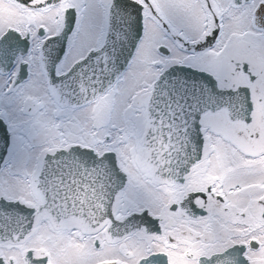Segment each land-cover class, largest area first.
Segmentation results:
<instances>
[{
  "label": "snow or ice",
  "instance_id": "1",
  "mask_svg": "<svg viewBox=\"0 0 264 264\" xmlns=\"http://www.w3.org/2000/svg\"><path fill=\"white\" fill-rule=\"evenodd\" d=\"M0 264H264V0H0Z\"/></svg>",
  "mask_w": 264,
  "mask_h": 264
}]
</instances>
